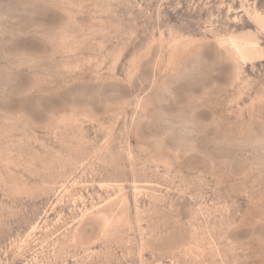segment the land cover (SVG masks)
<instances>
[{"label": "rangeland", "instance_id": "obj_1", "mask_svg": "<svg viewBox=\"0 0 264 264\" xmlns=\"http://www.w3.org/2000/svg\"><path fill=\"white\" fill-rule=\"evenodd\" d=\"M0 264H264V0H0Z\"/></svg>", "mask_w": 264, "mask_h": 264}, {"label": "bare ground", "instance_id": "obj_2", "mask_svg": "<svg viewBox=\"0 0 264 264\" xmlns=\"http://www.w3.org/2000/svg\"><path fill=\"white\" fill-rule=\"evenodd\" d=\"M258 14H259V13H258ZM258 14L256 13V15H258ZM258 17H259V16H258ZM259 18L261 19L262 17H259ZM260 19H259V20H260Z\"/></svg>", "mask_w": 264, "mask_h": 264}]
</instances>
